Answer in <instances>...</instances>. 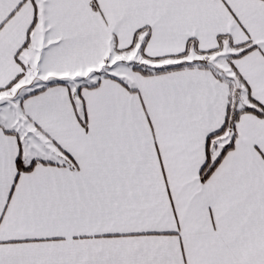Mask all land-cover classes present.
Masks as SVG:
<instances>
[{
  "label": "snow or ice",
  "instance_id": "1",
  "mask_svg": "<svg viewBox=\"0 0 264 264\" xmlns=\"http://www.w3.org/2000/svg\"><path fill=\"white\" fill-rule=\"evenodd\" d=\"M0 264H264V0H0Z\"/></svg>",
  "mask_w": 264,
  "mask_h": 264
}]
</instances>
